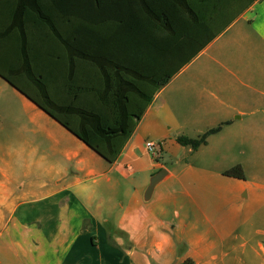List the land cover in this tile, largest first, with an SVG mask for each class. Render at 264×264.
<instances>
[{"label": "crops", "instance_id": "obj_1", "mask_svg": "<svg viewBox=\"0 0 264 264\" xmlns=\"http://www.w3.org/2000/svg\"><path fill=\"white\" fill-rule=\"evenodd\" d=\"M125 3L134 24L110 31L121 62L163 64L160 76H171L113 163L0 75V88L21 106L71 135L47 184L26 182L29 169L1 153L0 264H264V0ZM12 7L0 0L2 71L33 89L92 78L91 63L45 43L39 28L12 19ZM215 127L195 150L175 140ZM146 142L157 144L156 158ZM238 157L253 162L244 180L223 175ZM161 168L167 176L144 201L149 177ZM94 173L107 187L118 184L119 202L91 209V191L79 197L86 178L76 176Z\"/></svg>", "mask_w": 264, "mask_h": 264}, {"label": "trees", "instance_id": "obj_2", "mask_svg": "<svg viewBox=\"0 0 264 264\" xmlns=\"http://www.w3.org/2000/svg\"><path fill=\"white\" fill-rule=\"evenodd\" d=\"M10 16L26 28L38 29L45 43L61 48V54L80 64L91 63L94 75H78L56 87L26 88L0 69V75L25 97L107 163H113L156 91L171 75L160 76L163 64L121 62L110 31L132 26L133 14L125 12L126 0H11ZM145 4V3H143ZM147 7V5L145 4ZM148 8V7H147ZM58 95L57 97H55ZM215 127L196 138L179 135L181 146L197 149ZM226 177L245 179L240 164L225 171ZM180 264H194L190 258Z\"/></svg>", "mask_w": 264, "mask_h": 264}, {"label": "rangeland", "instance_id": "obj_3", "mask_svg": "<svg viewBox=\"0 0 264 264\" xmlns=\"http://www.w3.org/2000/svg\"><path fill=\"white\" fill-rule=\"evenodd\" d=\"M68 136L71 135L48 117H36L30 109L21 106L11 90L6 87L0 88V156L1 153H8L11 158L18 160L15 161L17 167L22 164L25 170L29 169L25 176L26 182L47 184L51 180L54 181L55 172L52 165L57 161L61 162L62 155L69 147V143L64 139ZM156 151H159V148L156 147ZM163 157L165 159L166 156ZM252 163L251 160L238 157L229 164V167L240 164L243 171L244 167L245 170L251 171L254 168ZM72 170V167L68 169L69 173ZM17 171L22 174L21 168ZM76 177L86 178L77 188L86 190L78 193L83 201L91 191L93 197L89 208L92 209L95 204L104 206L103 204L112 205L119 202L122 190L118 184L107 187L103 178L96 176V173L90 177L86 174ZM93 180L96 183H93Z\"/></svg>", "mask_w": 264, "mask_h": 264}, {"label": "water", "instance_id": "obj_4", "mask_svg": "<svg viewBox=\"0 0 264 264\" xmlns=\"http://www.w3.org/2000/svg\"><path fill=\"white\" fill-rule=\"evenodd\" d=\"M167 174V170L165 168H161L149 177L148 184L143 192L144 201H148L151 198L155 186L159 184L167 176Z\"/></svg>", "mask_w": 264, "mask_h": 264}, {"label": "built area", "instance_id": "obj_5", "mask_svg": "<svg viewBox=\"0 0 264 264\" xmlns=\"http://www.w3.org/2000/svg\"><path fill=\"white\" fill-rule=\"evenodd\" d=\"M145 147L147 149V151L153 156V157H157V151H156V147L157 145L154 144L153 142H146L145 143Z\"/></svg>", "mask_w": 264, "mask_h": 264}]
</instances>
